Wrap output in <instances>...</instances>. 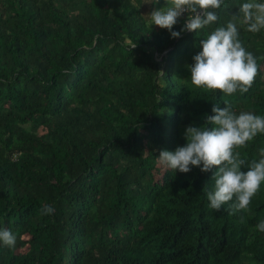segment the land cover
I'll use <instances>...</instances> for the list:
<instances>
[{
    "label": "trees",
    "instance_id": "1",
    "mask_svg": "<svg viewBox=\"0 0 264 264\" xmlns=\"http://www.w3.org/2000/svg\"><path fill=\"white\" fill-rule=\"evenodd\" d=\"M246 2L173 39L146 16L164 0H0V229L17 237L0 264H264V184L230 214L209 206L213 173L155 171L215 104L264 117V29L237 25L258 65L247 93L190 79L200 40ZM261 148L264 134L235 151Z\"/></svg>",
    "mask_w": 264,
    "mask_h": 264
},
{
    "label": "clouds",
    "instance_id": "2",
    "mask_svg": "<svg viewBox=\"0 0 264 264\" xmlns=\"http://www.w3.org/2000/svg\"><path fill=\"white\" fill-rule=\"evenodd\" d=\"M225 0H164L165 7L157 8L146 16L152 26L167 29L173 39L184 32H194L218 21L215 10L220 9ZM161 0H155L159 5ZM180 31H174L184 14ZM238 24L247 25V31L256 33L264 29V3L249 0L239 6L226 27L216 28L206 39L200 40L202 51L193 57L189 66L191 83L208 91H219L231 96L237 91L247 93L258 75L256 58L246 51L239 39ZM214 115L205 117V126H188L184 132L186 144L176 150H162L158 161L168 169L179 173H190L193 167L203 173H213V191L207 192L210 207L216 211L248 210L252 198L264 184V148L260 149L261 159L251 162L242 159L237 148L245 146L258 134H264V117L251 112L237 115L233 107L225 101V107L214 105ZM208 125L212 127L209 128ZM246 168L244 172L241 169ZM214 169H216L214 171ZM235 198V199H234ZM231 202V203H230ZM228 205V208H224ZM54 208L46 206L42 215H51ZM264 232V220L257 224ZM0 243L15 248L17 237L9 229H0Z\"/></svg>",
    "mask_w": 264,
    "mask_h": 264
},
{
    "label": "rangeland",
    "instance_id": "3",
    "mask_svg": "<svg viewBox=\"0 0 264 264\" xmlns=\"http://www.w3.org/2000/svg\"><path fill=\"white\" fill-rule=\"evenodd\" d=\"M44 130L43 129H40L39 130V133H43ZM155 171L157 173V177H160L163 173H164V170L167 168L165 165L161 164L159 161H156L155 163Z\"/></svg>",
    "mask_w": 264,
    "mask_h": 264
},
{
    "label": "built area",
    "instance_id": "4",
    "mask_svg": "<svg viewBox=\"0 0 264 264\" xmlns=\"http://www.w3.org/2000/svg\"><path fill=\"white\" fill-rule=\"evenodd\" d=\"M187 15V13L184 14V16Z\"/></svg>",
    "mask_w": 264,
    "mask_h": 264
}]
</instances>
